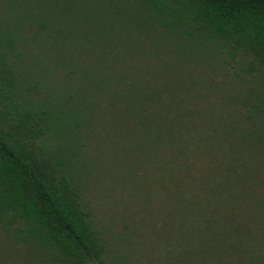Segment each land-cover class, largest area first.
Here are the masks:
<instances>
[{
	"label": "trees",
	"instance_id": "obj_1",
	"mask_svg": "<svg viewBox=\"0 0 264 264\" xmlns=\"http://www.w3.org/2000/svg\"><path fill=\"white\" fill-rule=\"evenodd\" d=\"M0 264H264V0H0Z\"/></svg>",
	"mask_w": 264,
	"mask_h": 264
},
{
	"label": "rangeland",
	"instance_id": "obj_2",
	"mask_svg": "<svg viewBox=\"0 0 264 264\" xmlns=\"http://www.w3.org/2000/svg\"><path fill=\"white\" fill-rule=\"evenodd\" d=\"M114 186L118 189L119 185V179L117 176V179L113 181ZM110 189V191H107L105 188L99 187L98 189H90L89 193H87V197L89 201L91 202V205L94 207V213L96 216V219L98 221L99 227L103 228L102 226H108L107 232H109L110 236H114L116 233L120 232L123 228L122 223L125 222L124 216L127 212H120V208L122 210L121 206H124L127 208V211H129V202L125 200V197L123 196L126 192L123 190V192L119 193L117 189ZM127 189V184L125 187ZM120 201V202H119ZM126 205V206H125ZM123 216V217H122ZM106 229V228H104ZM117 244V243H115ZM159 251L161 249L157 248ZM159 251L154 252V258L160 257ZM121 253L123 251L121 250Z\"/></svg>",
	"mask_w": 264,
	"mask_h": 264
}]
</instances>
